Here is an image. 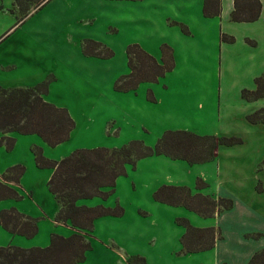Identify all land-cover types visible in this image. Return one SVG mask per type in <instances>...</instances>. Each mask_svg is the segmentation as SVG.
<instances>
[{"label": "crops", "instance_id": "0c3cea01", "mask_svg": "<svg viewBox=\"0 0 264 264\" xmlns=\"http://www.w3.org/2000/svg\"><path fill=\"white\" fill-rule=\"evenodd\" d=\"M191 1L193 0H165L164 2L177 8L183 6L182 11ZM201 1L200 5L198 4L200 13L197 11L198 14L193 18L195 17V20L203 25L205 21L202 19L214 21V24L209 25L212 26L211 28L206 29L205 26L201 28L203 32L209 34V40L213 42L214 55L216 51L219 52V64L216 65L214 74L201 76L198 72L193 75H179L176 78V83L181 81V84L191 83L193 85L181 89L180 92L173 90L172 82L174 81L172 79L178 75L176 73L179 71L181 63L188 66L197 60V57L200 59L199 55L192 51L195 43L187 42L186 34L178 32L175 33L174 41L166 39L162 42H151L149 45L138 44L159 63H162V45L167 44L172 47L176 63L173 71L166 73L158 82L140 84L136 91H115L118 95L117 100H119V104L122 103L126 107L124 115H129L126 113L127 110H135L137 102L143 103L144 108L162 106L165 103V109L189 110L188 114L184 113L185 115L191 114L190 108L197 109L198 107L205 114L212 115L208 125L212 123L213 130L217 132L214 134L217 137H237L241 138L243 142L233 146L219 145L215 150L214 159L201 164L190 165L184 160H175L165 155L143 158L138 161L135 170L130 169L131 171H129L128 169L127 176L117 179L115 194L107 202L100 201L99 198L79 201L78 205L89 207L102 204L105 207L114 208L119 203L125 210L124 215L120 217L106 216L96 219L94 230L89 233L85 231L83 235L91 242L93 248L86 253V261L79 264H129L127 259L132 256L144 257L147 264H157L156 260L158 259L160 261L172 258L174 261L164 264H184L185 259L202 264L199 260L206 254L214 256L216 263L213 261V264H248L257 251L264 249V166L261 167L264 160V123L252 124L247 120L248 115L264 108V98L252 102L242 98V91L244 89L255 90L257 88L256 78L264 74V0H260L261 15L255 22H234L231 20V13L235 8L234 0H221V14L216 17H206L203 10L205 0ZM185 14L190 13L186 10ZM189 31L190 36L187 35V37L195 39V32ZM222 35L234 37L235 41L224 42ZM92 39L105 43L104 45L114 52L113 57L118 53L122 56V62L109 64L108 71L115 70L112 78L131 73L128 66L127 45L120 42L117 51L110 45L111 43L103 39ZM78 40L80 42L75 46V50H72V60L70 58H68L69 60L62 59L56 62L55 69L50 71L49 75H53L55 80L60 81L61 78H66V81H73L86 74L85 71L89 68L92 73H97L98 70L105 71L106 66L97 62L100 61L98 58L93 60L83 54L80 45L82 39ZM13 49L5 43L0 45V86L6 88L31 87L40 83L41 78L38 80L36 74L23 71L22 75L11 78V73H8L10 70H13L11 72L14 73L25 66L24 63L20 65L19 62L10 58ZM198 50L201 56L210 58L209 55H205V42L198 44ZM75 58L77 64L73 61ZM78 66L81 69H78ZM57 68L59 70H56ZM118 70L121 73H117ZM143 85H147V94L144 96L140 94L139 90ZM53 91L55 88L50 84L48 94H53ZM205 91L210 94L209 101L204 96ZM149 92H152L155 99L151 103L147 101ZM129 105L131 107L127 108ZM206 108L209 112L206 111ZM68 110L71 117L75 119L70 106H68ZM163 115L164 113H162ZM164 118L171 121L165 115L163 120ZM107 119L102 120V136L112 137V132L116 130L120 136L122 132L120 121L123 119L119 117ZM89 121L93 123L92 119ZM174 122L181 124L183 120ZM188 123L189 121H186V124L182 126L167 128V130H183L200 134L197 131L199 125L197 121L193 122L195 127H189ZM217 124L219 127L216 126ZM125 125L132 124L128 122ZM218 130H221L222 134H219ZM2 135L0 133V137ZM7 136L15 138L16 143L10 151L5 146H0V179L9 168L22 165L26 171L20 179V185L25 191L19 190V184L7 183L23 199L1 200L0 212L16 208L23 214L39 218L40 222L38 234L31 239L14 235L0 226V246L44 247L50 244L53 233L64 237L76 233L69 225L55 221L59 206L48 187L54 170L38 168L31 149V146L40 147L46 158L58 159L52 154L54 151L52 147L37 134L9 133ZM71 140L72 133L70 139L56 146V149ZM106 146L117 148L119 145L109 143ZM122 179H134L133 187L126 191L127 199L123 194L118 193ZM136 179L140 180V186ZM199 180L206 183L207 187L198 190ZM126 185L127 180H124L123 186ZM165 185L188 187L193 194L201 193L214 199L220 197L231 199L233 208L218 213L214 217H204L183 206L158 202L155 200L154 194ZM258 187L261 188V191L258 190ZM95 200L98 202L92 203ZM180 218L188 220L195 228H215L220 232L222 239L216 240L214 247L210 250L188 252L183 242L187 230L178 224L177 219ZM168 230H174L175 234L168 236ZM248 234H260L261 237L258 239L247 238ZM209 244L208 239L204 238L203 246L206 247ZM194 245L191 242V246ZM197 246L198 248L202 247V244H197ZM159 263L162 264L161 261Z\"/></svg>", "mask_w": 264, "mask_h": 264}, {"label": "trees", "instance_id": "16d2710c", "mask_svg": "<svg viewBox=\"0 0 264 264\" xmlns=\"http://www.w3.org/2000/svg\"><path fill=\"white\" fill-rule=\"evenodd\" d=\"M50 0H15V6L22 17H28L33 10L42 9ZM137 1V0H129ZM231 20L234 22H255L260 18L262 4L260 0H234ZM204 15L216 17L221 14V0H205ZM186 34L189 29L180 24ZM224 42H234L235 38L222 35ZM252 43V42H251ZM82 51L85 56L109 59L114 52L106 45L84 40ZM162 63L144 51L138 44L127 48L128 66L131 73L121 76L115 89L119 92L136 90L141 83L158 82L166 73L175 68L174 50L167 44L162 45ZM52 75L45 81L31 87L6 88L0 86V146L12 150L16 139L9 133L37 134L51 147H56L70 139L76 128V122L67 109L47 102L44 97L49 92ZM255 90L244 89L242 98L252 102L264 98V74L256 78ZM148 99L155 101L152 92ZM252 124L264 123V108L247 116ZM118 134V130L115 132ZM243 141L237 137L199 136L187 131H168L154 147L144 141L134 140L119 148L99 147L78 149L62 160H51L44 156L40 147L33 146L32 152L38 168L53 169L48 182L50 192L57 200L59 209L55 221L72 227L76 233L64 237L53 233L47 247L22 248L18 246H0V264H79L86 261V253L92 250L91 242L83 235L94 230L95 220L106 216H123L125 210L119 203L114 208L98 205L89 207L78 205L81 200L101 198L107 200L116 191L117 179L128 175L129 167L136 169L138 161L154 155H165L175 160H184L190 165L212 161L219 145L233 146ZM264 166V160L261 167ZM26 168L17 165L9 168L0 179V201L6 199L22 200L23 197L7 183L19 184ZM207 184L202 180L197 189ZM261 191V188L258 187ZM158 202L172 206H183L204 217H214L218 213L233 208L231 199H214L201 193L193 194L188 187L162 186L155 194ZM39 218L19 212L16 208L0 213V226L14 235L34 238L39 232ZM178 224L187 230L183 242L186 251H206L214 247L215 241L222 236L215 228H195L186 219H177ZM260 234H248L247 238H260ZM207 238L209 246H203ZM190 239V240H189ZM188 241L189 246H188ZM191 242L195 244L191 246ZM202 244V247L197 244ZM191 246V247H190ZM200 249V250H198ZM129 264H147L144 257L132 256ZM248 264H264V249L257 251Z\"/></svg>", "mask_w": 264, "mask_h": 264}, {"label": "rangeland", "instance_id": "374dc122", "mask_svg": "<svg viewBox=\"0 0 264 264\" xmlns=\"http://www.w3.org/2000/svg\"><path fill=\"white\" fill-rule=\"evenodd\" d=\"M164 1L50 0L42 9L33 10L28 17H22L17 11L15 0H0V45L5 43L8 47L14 48L11 51L10 58L19 62L20 65L25 64L19 71L13 73L11 72L13 70H10L8 73H11V78L22 75V71L36 74L37 79L41 78V81H39L41 83L52 76L49 74L52 69H55L56 62L62 59L69 60L68 58L73 57L72 50H75V46L80 42L78 39H82V42L84 40L95 41L92 38L103 39L111 43L110 45L117 50L120 42L127 45L128 48L131 44L149 45L151 42H162L166 39L174 41L175 33L186 34L180 25L183 24L187 28L189 27V30L195 32V39L187 37L189 34H186L185 38H187V42L195 43L192 51L199 55L200 59L197 57V60L191 62L188 66L181 63V67L176 73L178 75L172 79L174 81L172 82L173 90L180 92L181 89L193 84H181V81H178L177 83L180 84H177L176 78L179 75H193L199 72L201 76H208L214 74L216 65L219 64V52L216 51L214 55L215 49L212 40H209V34L201 30L204 26L206 29L211 28L212 26L209 25L214 24V21L202 19L205 21L203 25L195 20V17L193 18L198 14L197 11L199 12L198 4L200 5V0L191 1L182 11L183 6L173 7L170 3ZM185 9L190 14H185ZM201 42L206 43L205 55H209L210 58L200 55L198 44ZM97 58L91 57L93 60ZM98 59L100 61L97 62L105 65L107 70H98L97 73H92L89 68L85 71L86 74L77 77L73 81H66V78H61L60 81L53 80L51 82L55 91H53V94L45 95L46 101L67 110L70 106L74 114L72 116L75 117L76 122L71 142L59 149L52 147V150H54L52 154L58 159L51 160H62L78 149L108 148L106 145H109V143H117L119 145L117 148H119L129 143L130 140H146L147 146L153 147L166 132L183 131L167 130V128L182 126L186 124V121H189V127H195L193 122H198L197 131L200 134L197 135L217 137L214 134L217 132L213 130L212 123L208 125L209 118L212 119V115L205 114L197 106V109L190 108L192 111L190 115H185L184 113L188 114L189 110L165 109V103L162 106L144 108L143 103L137 102L136 109L127 110L126 113L129 115H124L126 107L122 103H118V95L115 93L117 91L115 84L123 75L112 78L111 76L115 73V70L108 71L109 64L122 62V56L118 53L115 57L109 59ZM73 61L77 64L76 58ZM76 64L74 65L76 66ZM77 68L81 69L79 66ZM117 73L121 72L118 70ZM146 88L147 85H143L139 89L141 95L147 94ZM204 96L209 101L210 94L207 91H205ZM147 101L153 102L149 99ZM130 107V105L127 106V108ZM206 111L209 112L207 108ZM162 113L171 121L169 122V119L166 120L165 118L163 120L164 115L162 116ZM129 116L131 117L129 118ZM116 117L123 119L120 121L121 135L115 134L116 130L112 132V137L102 136V120L104 121L106 118H108L107 120L116 119ZM90 119L93 123L89 121ZM178 120H183V122L181 124L174 122ZM128 122L132 125H125ZM216 126L219 127V124ZM218 131H220L219 134H222L221 130ZM110 149L112 148L110 147ZM130 169L133 170L129 167V171H131ZM124 180H127L126 186H123ZM133 180L122 179L120 181L118 193L123 194L126 199L128 198L126 191L133 187ZM139 181V179H136L140 186ZM21 186L19 183V190L24 192L25 190ZM99 199L107 202L109 198L107 200ZM95 202L98 201L95 200L92 203ZM167 234L168 236L174 235L175 231L168 230ZM213 257L206 254L199 262L213 264L214 261L216 263V259ZM160 261L164 264L168 261H174V259ZM160 261L159 259L156 260L157 264H160ZM184 264L199 263L185 259Z\"/></svg>", "mask_w": 264, "mask_h": 264}]
</instances>
